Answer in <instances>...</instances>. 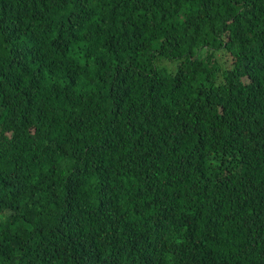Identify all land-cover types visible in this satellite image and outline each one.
I'll use <instances>...</instances> for the list:
<instances>
[{
	"label": "trees",
	"instance_id": "1",
	"mask_svg": "<svg viewBox=\"0 0 264 264\" xmlns=\"http://www.w3.org/2000/svg\"><path fill=\"white\" fill-rule=\"evenodd\" d=\"M0 137V264H264V0H0Z\"/></svg>",
	"mask_w": 264,
	"mask_h": 264
},
{
	"label": "rangeland",
	"instance_id": "2",
	"mask_svg": "<svg viewBox=\"0 0 264 264\" xmlns=\"http://www.w3.org/2000/svg\"><path fill=\"white\" fill-rule=\"evenodd\" d=\"M5 140L3 138L0 137V148L3 149L5 148Z\"/></svg>",
	"mask_w": 264,
	"mask_h": 264
},
{
	"label": "clouds",
	"instance_id": "3",
	"mask_svg": "<svg viewBox=\"0 0 264 264\" xmlns=\"http://www.w3.org/2000/svg\"><path fill=\"white\" fill-rule=\"evenodd\" d=\"M200 58V57H199Z\"/></svg>",
	"mask_w": 264,
	"mask_h": 264
}]
</instances>
